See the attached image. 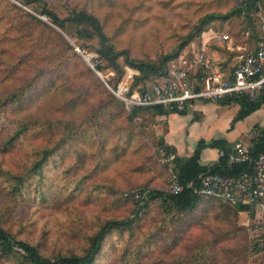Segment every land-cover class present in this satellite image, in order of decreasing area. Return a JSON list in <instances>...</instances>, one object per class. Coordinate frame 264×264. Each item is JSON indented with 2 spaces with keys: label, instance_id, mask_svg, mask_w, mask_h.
Masks as SVG:
<instances>
[{
  "label": "rangeland",
  "instance_id": "rangeland-1",
  "mask_svg": "<svg viewBox=\"0 0 264 264\" xmlns=\"http://www.w3.org/2000/svg\"><path fill=\"white\" fill-rule=\"evenodd\" d=\"M45 9L65 19L61 27ZM261 9L264 0H0V226L45 257L82 255L105 221L129 215L132 193L167 191L166 116L130 109L112 89L128 68L142 89L156 75L135 65L203 45L215 59H239L257 42ZM78 12L96 17L107 48L127 55L112 58L89 24L70 20ZM202 103L218 117L200 134L212 141L236 106ZM255 118L239 132L247 136ZM0 264L32 263L14 248ZM91 264H264V212L207 196L186 211L154 200L130 227L105 234Z\"/></svg>",
  "mask_w": 264,
  "mask_h": 264
},
{
  "label": "built area",
  "instance_id": "built-area-1",
  "mask_svg": "<svg viewBox=\"0 0 264 264\" xmlns=\"http://www.w3.org/2000/svg\"><path fill=\"white\" fill-rule=\"evenodd\" d=\"M257 42L237 60L213 58L205 45L172 60L165 75L155 78L144 88H132L137 71L127 69L113 93L130 109L159 107L166 112L187 111L193 103L220 102L238 96L255 101L264 97V10H260ZM222 41L230 40L228 33L214 32ZM78 49V48H77ZM79 51V49H78ZM169 163L167 193L177 195L186 189L199 195L227 202L231 206L251 205L264 212V151L253 155L250 145L237 141L229 150H219L229 164L247 162L251 172L239 176L208 173L198 181L181 182L176 171L175 153L160 148ZM139 197V192L135 194Z\"/></svg>",
  "mask_w": 264,
  "mask_h": 264
},
{
  "label": "trees",
  "instance_id": "trees-1",
  "mask_svg": "<svg viewBox=\"0 0 264 264\" xmlns=\"http://www.w3.org/2000/svg\"><path fill=\"white\" fill-rule=\"evenodd\" d=\"M30 1L31 0H24V4L28 5ZM45 11L52 17L54 23L58 24L60 27L62 26V23L65 19L58 17L55 13L47 9H45ZM69 18L70 20L86 22L87 24H89L92 27V29L95 31V34L99 39V43L101 44V47L105 48L107 50V53L110 54L112 58L117 57L119 54L127 55V51L123 50L116 53L113 52L111 49L107 48L104 31L97 18L94 17L93 15L85 12H78L73 14ZM191 37L192 34H188L186 36L187 39H190ZM176 58L177 56L171 57V55H169L165 57V59L159 65H155L149 62H141L139 65H135V66H137L140 69H144L146 72L155 74L157 78L166 74L167 72L166 70L169 63ZM126 59H127L126 62L133 63L131 59H129L128 57H126ZM95 67L96 69L101 71V68L98 65H96ZM218 103L222 105H229L232 103L239 105V110L237 111V113L235 114V116L231 121V127H233V125L237 121L244 119L246 116L250 115L251 113L255 112L256 110L264 106V97H261L255 101H251L246 97L234 96L224 101H220ZM138 108L141 107H136L134 109H138ZM149 108L156 109V111H158V114L159 113L164 114L165 116L170 113H174V112H166L159 107H149ZM184 113L185 112H181L179 114H184ZM252 141L254 144L250 146V149L253 155H256L257 153L264 151V127L258 129L257 134L254 136ZM164 147L168 152L170 151L174 153L175 151L167 144H165ZM205 147H213V148H218L219 150H226V151L231 148V146H228L226 140L224 139H215L208 143H206L204 139H200L197 143L194 152L190 156L181 157L175 155L174 163H175L176 171L178 173V177L181 182H187L191 180L198 181L199 176L208 173H220L230 176H239L241 174L251 172V167L249 163L243 162V163L229 164L227 157L224 156H220L218 162L215 164H212L210 166L202 165L200 163V153L201 150ZM41 161L42 159L38 161V164H40ZM138 192H139V197H135V193H132L135 202L129 215L123 219H111L105 221L97 230V232L93 235L88 250L82 255L59 254L51 258L45 257L40 254L39 250L35 246L28 243L27 241L17 239L11 232L7 231L1 226H0V252L5 254L12 251L14 248H18L22 251L23 256L32 264H91L94 261L98 252L100 251L101 243L105 234L112 228L130 227L134 223V221L140 216V214L149 206V203L151 201L159 199L167 203V206L169 208L177 209L179 211H186V210H192L197 205V202L202 197H204L203 195L194 193L190 189H186L182 193L177 195H171L168 194L167 191L146 188V187H142L141 189H139ZM224 203L231 206L227 202ZM231 207L236 208L239 211H247L249 209L254 210V208L248 204L247 205L241 204Z\"/></svg>",
  "mask_w": 264,
  "mask_h": 264
},
{
  "label": "crops",
  "instance_id": "crops-1",
  "mask_svg": "<svg viewBox=\"0 0 264 264\" xmlns=\"http://www.w3.org/2000/svg\"><path fill=\"white\" fill-rule=\"evenodd\" d=\"M195 103H193V105L187 111H185L184 114L170 113L165 117L167 125L166 130L163 131L162 139L165 144L169 145L172 149L175 150V155L181 157L190 156L194 152L200 139H204L206 143L210 142L209 139L202 137L200 134L209 131L211 128H214V120L218 118H215L214 115H210L207 113L206 109L208 107L207 105H204L205 103ZM232 104L236 106V109L234 110L235 112L231 117L233 119V117L235 116L234 114L239 110V105L235 103ZM252 116L256 117L255 121L251 124L252 126L247 132L248 135L245 136V132H239L238 128L243 122H245ZM172 121L174 122V124L171 125L170 122ZM231 121H229V126L226 128V132L223 131L220 137L212 139H224L226 140L228 146L231 147L237 141H241L244 145L251 146L254 144L252 139L257 134L258 129L264 127V106L246 116L244 119L237 121L233 125V127H231ZM171 129H176L178 133L180 131L183 134L182 138H176V136L171 135ZM191 132L195 135L193 139L191 138ZM218 155V148L205 147L201 150L200 153V163L206 166L215 164L219 160Z\"/></svg>",
  "mask_w": 264,
  "mask_h": 264
},
{
  "label": "water",
  "instance_id": "water-1",
  "mask_svg": "<svg viewBox=\"0 0 264 264\" xmlns=\"http://www.w3.org/2000/svg\"><path fill=\"white\" fill-rule=\"evenodd\" d=\"M66 37H68V36H66ZM70 41H71V43H73L72 40H70ZM74 45H75V44H74ZM77 51H78V49H77ZM84 57H85V59L88 61V57H86V56H84ZM95 72H96L97 76H98L102 81H104V82L106 83V81L104 80L102 74H101L100 72H98L96 69H95Z\"/></svg>",
  "mask_w": 264,
  "mask_h": 264
}]
</instances>
